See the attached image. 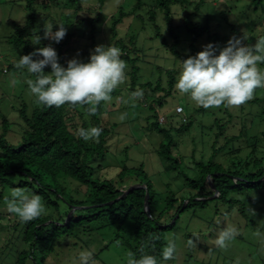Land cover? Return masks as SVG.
Returning <instances> with one entry per match:
<instances>
[{
	"label": "trees",
	"instance_id": "1",
	"mask_svg": "<svg viewBox=\"0 0 264 264\" xmlns=\"http://www.w3.org/2000/svg\"><path fill=\"white\" fill-rule=\"evenodd\" d=\"M106 1L24 0L25 8L29 13L24 24H14V31L8 41L22 48L25 55L32 53L37 48L49 44L54 45L59 62L64 67H67V62L73 58L88 62L95 47L104 44L100 41L97 27L102 22ZM151 1L152 3L150 0L148 2L136 0L129 13L137 14L136 16L141 20H144L148 15L147 18L154 22L158 11H160L163 14V19L171 27L170 34L173 37L172 43L164 41V44L177 58L181 59V62L201 51L199 48L201 39H206L209 43L217 46L220 41L227 43L234 35H238L237 29L230 38L228 34H224L225 32L223 35L217 32V27L211 25L209 21L210 15L206 11H201L205 0H198L194 5V11L188 12L184 19L174 27L173 20L177 11L171 9L172 5L179 3L182 7V4H186L185 7H187L190 6L191 1ZM42 10L48 12L40 19ZM81 12H86L87 16L75 19V15ZM125 15L126 12L120 8L119 18L111 16L110 31L112 45L121 47L123 51L126 50V45L122 38H117L116 27ZM48 21L53 25V31L58 30V22L64 23L65 28L70 29H67L65 37L59 43L44 38V25ZM227 23L230 25L229 21ZM232 25L234 24L232 23ZM232 25H230L231 28L234 27ZM87 27L88 30H85ZM181 30L185 34L183 39L182 33L180 34ZM38 37L40 42L37 44ZM83 39L88 41V43L84 42V46ZM185 41H190L189 45L184 48L180 47L181 43L184 44ZM129 42L134 44L133 39H130ZM132 45L131 50L135 51L136 49H133ZM70 54H73L71 58H66L70 57ZM217 54H219L218 48ZM127 56L130 61V71L127 75V80L129 78L127 90L130 96L137 88L142 90L146 86L147 90L148 85L151 88L149 92L145 91L147 101L144 102V106L152 109L153 117L156 118L155 121L148 122L147 127L163 133V140L158 148V157L164 169L162 171L177 173L183 178L186 185L197 190V193L182 197L177 196L174 190H170L164 203L160 202L157 198L159 192L143 163L134 166L123 164V168L114 177L101 176L100 170L104 167L103 162L109 153L108 141L111 135L109 127L102 117L104 113L102 102L97 106L95 115L86 113L87 105L72 106L69 104L61 107L40 105L28 114L25 104L19 112L24 124H19L18 130L12 131H10V121L0 112L2 118L0 131V187L2 190L0 200L7 196V194L3 195V190L6 188L12 190L21 188L25 190L26 194L41 196L44 205L56 213V217L42 214L30 222L25 223L18 220L11 226L14 234L17 232L12 238L27 245V249L17 250L16 259L19 264H25L28 259L32 261V264H47L51 251L60 237L70 240L69 238L77 230L76 241L78 242L80 231L89 232L112 225H118L122 229L129 219L134 221L136 227L134 244L127 242L128 248L139 258V248L142 245H147L146 251L156 255L158 264H161L162 249L166 240L165 234L174 229L185 211L194 207L205 208L209 202L216 199L223 201L229 199L233 203V198H229L233 192L246 191L250 193L254 189H264V180L259 181L264 177V154H259L257 151L258 146H262L264 150V132L259 136L252 137L244 134V131L222 136L224 122L219 121L220 119L216 120L219 131L216 133L215 140L210 141L209 147L203 148L199 156H196V150H193L192 156H189L191 157L190 161L186 162L185 159L188 156L184 157L177 150L179 142L174 137L175 133L183 134L193 126L192 120L186 119V117L177 118L176 114H184L185 108L179 104L183 110L182 112L175 111L176 114L169 119V125H165V122L162 121L159 122L161 117H163V121H166L160 113L166 98L174 92L175 70H167L170 78L165 86L162 82L154 84L151 81L139 86L137 83L138 67L134 65V58L128 54ZM37 58L42 57H34V59ZM45 68H47L44 70L46 73L51 72L49 67ZM77 117H80V121L77 120ZM95 126L103 129L98 142L95 140L85 141L79 137L78 130L80 128L89 129ZM9 131L15 142L8 139ZM221 136L222 142L219 143ZM244 147L248 148V151L241 156L240 152ZM223 152L224 155H229L230 164L219 161L218 157ZM209 175H211L210 180L207 178ZM67 179L79 183V187L86 188L84 198L79 199L74 196L75 192L73 194L66 184ZM211 182L219 191L215 198H210L215 192L210 186ZM134 184L139 186L124 197L117 199ZM146 190H149L150 193L147 207L145 206ZM187 198V203L184 205ZM113 200V203L105 204ZM62 204L65 206L64 209L60 208ZM155 204H159V208L161 205L162 210L158 211ZM72 208L74 211L69 215ZM166 215L170 221L163 223ZM173 219L175 221L171 223ZM150 237H159V239H150Z\"/></svg>",
	"mask_w": 264,
	"mask_h": 264
},
{
	"label": "rangeland",
	"instance_id": "2",
	"mask_svg": "<svg viewBox=\"0 0 264 264\" xmlns=\"http://www.w3.org/2000/svg\"><path fill=\"white\" fill-rule=\"evenodd\" d=\"M135 1L107 0L103 9L102 22L97 27L100 41L104 42L103 45H112L113 42L110 40L111 16L119 18L120 8L126 12L116 27L117 38H122L126 45L125 51L121 47L119 48L122 52L121 58L127 63L126 81L111 94L109 101H102L104 107L102 117L108 125L111 135L108 141L109 153L103 162L104 167L100 170V175L114 177L123 168V164L134 166L143 163L159 192L157 198L164 203L170 190H174L177 196L182 197L193 195L197 193V190L188 187L177 173L162 171L163 166L158 157V148L163 140V133L147 127L156 118L153 117V110L144 106V102L147 101L145 91L149 92L151 88L148 85L147 90L146 86L145 90L142 89L144 93L142 99H132L127 90L130 61L126 55L133 57L134 65L138 67L137 83L139 86L149 81L154 84L162 82L165 86L170 78L167 70H175L174 92L166 98L160 114L166 119L163 121L162 117V122L169 125V119L176 114L175 108L181 104L186 111L184 114H176L177 118L186 117V119L192 120L193 126L189 131L183 134H174L176 141L179 142L177 150L184 157L188 156L185 159L186 162L190 161L191 157L189 156H192L193 150H196V156H199L201 150L208 148L210 141L215 140L216 133L219 131L216 120L220 119L219 121L224 122L222 136L244 131V134L252 137L259 136L264 132V88L256 89L254 98L240 107L221 106L220 108L204 109L196 106L188 95L179 93L175 87L182 62L164 44V41L169 44L173 42V37L170 34L171 27L163 19V14L160 11H158L154 22L147 18L148 15L144 20H141L136 16L137 14L129 13ZM146 1L148 2V0ZM190 1L191 4L187 7H185L186 4H182V7L179 3L172 5L171 9L177 11L173 27L178 25L188 12L194 11V5L198 0ZM150 2L152 3L151 0ZM201 11H206L210 15L211 25L216 26L217 32L221 35L225 32L224 34H228L230 38L237 29L236 37L243 35L248 37L244 41L245 44H254L258 36L264 35V0L258 2L256 0H205ZM47 12V10H42L40 19ZM65 12L68 11L65 10ZM28 13L24 0H0V112L10 121V131L18 130L17 126L24 124L19 113L23 105L26 104L28 114L40 106L36 102V97L30 93L27 84L28 79H35L34 76L28 73L26 68L16 67L20 57L25 54L22 48L8 41L14 31V24H24ZM85 16H87L86 12H81L75 15V19ZM226 20L230 22V25L233 23L234 27L231 28ZM85 30H88V27ZM183 36H185L184 33H182V39ZM130 39H133V45L130 44ZM84 42L88 43L83 39V46ZM189 43L190 41H185L184 44L181 43L180 47L184 48ZM207 44L209 42L206 39H201L200 46H198L202 51ZM131 45L133 49H136L135 51L131 50ZM80 46L82 45L80 44ZM225 46L227 43L220 41L217 45L218 51ZM72 55L70 54V57L66 58H71ZM47 67L51 69L50 65ZM260 67L264 68V64H261ZM133 76L135 77V75ZM77 120L80 121V117H77ZM159 122L161 123V118ZM1 129L2 118L0 117V131ZM10 131L8 139L15 142ZM222 136L219 143L222 142ZM247 151L248 148L244 147L240 155H245ZM257 151L259 154H264L262 146H258ZM220 154L222 155L218 157L219 161L230 164L229 155H224V152ZM66 184L73 194L75 192V197L79 199L85 197V187H79V183L71 179H67ZM1 190L0 187V192ZM11 192L12 189L6 188L3 190V195L7 194L10 197ZM163 196L165 197L162 198ZM231 197L233 203L229 199L225 201L216 199L209 202L205 208L194 207L185 211L174 229L165 234L164 247L169 239H174L177 244L175 259L165 261L162 258L161 264H235L237 259L240 264H264V189H254L250 193L246 191L233 192L229 198ZM187 200L188 198L184 203H187ZM155 207L158 211L162 210V206L160 205L159 208V204H155ZM60 208L64 209L65 206L62 204ZM45 209V215L56 217V213L51 208L45 206ZM251 209L255 210V215ZM73 211L72 208L68 214L70 215ZM18 220L19 218L15 214L8 211L4 199L0 200V264H19L16 259L17 250L27 249L24 242L19 243L12 238L17 232L14 234L11 226ZM163 221H165L163 223L170 221L168 215ZM174 221L173 219L171 223ZM228 224L236 226L239 234L226 249L217 248L214 244L215 238ZM135 227L134 221L129 219L122 229L118 225H112L89 232L80 231L78 242L76 241L78 234L76 230V233L69 238L70 240H65L63 237L57 240L47 264H80V253L85 250L93 252L94 264H127V253L131 251L127 242L134 244ZM257 232L260 235H256ZM190 238L195 243L194 247L187 244ZM6 240L8 241L6 242ZM74 242L77 243L74 244ZM25 264H32V261L28 259Z\"/></svg>",
	"mask_w": 264,
	"mask_h": 264
},
{
	"label": "clouds",
	"instance_id": "3",
	"mask_svg": "<svg viewBox=\"0 0 264 264\" xmlns=\"http://www.w3.org/2000/svg\"><path fill=\"white\" fill-rule=\"evenodd\" d=\"M57 24L58 30L53 31V25L45 23V39L59 43L65 37V24ZM247 39L246 35H234L227 42V46L219 49V54L217 46L209 43L195 56L183 60L175 84L178 92L188 95L196 106L204 109L240 107L252 100L256 89L264 88V68L260 67L264 64V35L258 36L254 44H245ZM39 42L38 37L36 43ZM121 56L122 52L116 46L98 45L88 62L73 58L67 62V67H64L59 62L56 49L49 44L22 55L16 67L26 68L28 73L35 77L28 79L27 84L38 104L48 107H61L65 104L87 105L86 113L95 115L97 106L102 101H109L111 94L126 81L127 63ZM49 65L52 70L46 73L44 69ZM143 95V90L139 88L131 94L133 100L142 99ZM102 131L98 126L80 128L78 135L85 141L98 142ZM4 201L8 211L25 223L40 217L46 211L41 196L28 195L21 188L13 189L10 197L6 196ZM251 211L255 215V210ZM238 234V228L228 224L218 233L214 244L217 248L226 249ZM256 235L260 233L257 232ZM187 244L190 247L195 246L191 238ZM146 247L147 245H142L139 248V258L136 253L129 251L127 264H158L156 255L149 254ZM176 252L175 240L169 239L162 249L163 260L175 259ZM79 260L80 264H94L93 252L82 251ZM235 264H240L239 259Z\"/></svg>",
	"mask_w": 264,
	"mask_h": 264
},
{
	"label": "water",
	"instance_id": "4",
	"mask_svg": "<svg viewBox=\"0 0 264 264\" xmlns=\"http://www.w3.org/2000/svg\"><path fill=\"white\" fill-rule=\"evenodd\" d=\"M208 180H210L211 179V175H209L208 177ZM261 180H264V177H262L261 179H259V181H261ZM211 185V187H212V189L215 191L214 192V194L210 197V198H215V197H217V195L219 194V191H218V189L216 188V186L211 182L210 183ZM137 186H139L138 184H134V185H131L127 190H125L117 199H119V198H121V197H124L128 192H130L132 189H134L135 187H137ZM149 197H150V193H149V190H146V196H145V206L147 207V205H148V200H149ZM114 202V200L113 201H110V202H107V203H105V204H111V203H113ZM184 205H185V203H184ZM74 209V208H73ZM71 215V214H70Z\"/></svg>",
	"mask_w": 264,
	"mask_h": 264
},
{
	"label": "built area",
	"instance_id": "5",
	"mask_svg": "<svg viewBox=\"0 0 264 264\" xmlns=\"http://www.w3.org/2000/svg\"><path fill=\"white\" fill-rule=\"evenodd\" d=\"M176 110H177V112H182L183 109H182V107L178 106ZM161 121H162V117H161Z\"/></svg>",
	"mask_w": 264,
	"mask_h": 264
}]
</instances>
